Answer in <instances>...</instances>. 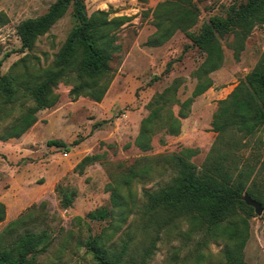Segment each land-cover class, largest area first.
<instances>
[{
    "label": "rangeland",
    "instance_id": "374dc122",
    "mask_svg": "<svg viewBox=\"0 0 264 264\" xmlns=\"http://www.w3.org/2000/svg\"><path fill=\"white\" fill-rule=\"evenodd\" d=\"M54 1L0 0V75L25 54L20 49L17 27L44 14ZM83 1L88 15L105 11L109 18H130L116 33L120 51L110 63L112 82L99 103L84 96L72 99L69 95L72 86L59 84L53 89L57 102L52 108L38 111L36 123L19 138L0 141V202L5 206L0 233L8 223L24 216L27 220L20 231L26 228L46 232L48 245L30 258L31 264H102L98 256L113 264L111 255L124 243L128 252L119 264H142L143 252L153 241L155 250L146 264H226L225 241L209 240L202 246L200 243L205 239L201 233L189 232L190 226L185 221H177L170 232L157 234L150 225L145 226L138 208L117 226L109 241L98 242L96 248L90 249L88 241L101 235L108 221L92 222L85 216L109 207L110 177L132 165L178 153L182 148L198 150L191 162L196 166L203 163L216 138L211 121L217 103L231 93L264 54V26L252 31L237 60L228 47L231 38L221 41L223 64L210 74L213 86L193 100L187 117L180 120L179 135L157 132L151 149L141 152L134 141L142 119L148 115V103L175 80L180 81L175 94L178 102L189 98L196 84L191 74L204 55L181 32L161 47L147 46L155 32L151 11L163 0ZM234 1L245 0L198 1V22L190 31L198 33L212 16H224ZM73 26L68 11L46 35L38 38L33 54L42 65L52 62ZM178 110V105L171 106L174 115ZM9 122L10 118L3 121L0 135ZM49 141H60L65 147L48 145ZM247 143L244 158L256 165L254 182L264 197V131ZM94 155L99 158L79 165L84 157ZM150 164L152 173L147 179H151L132 183L136 206L144 203V190L153 191L170 178L167 174L159 178L158 164ZM65 196L70 203L67 207L62 201ZM7 208L11 218L6 217ZM253 215L248 220L249 239L243 249V260L246 264H264V219L254 210Z\"/></svg>",
    "mask_w": 264,
    "mask_h": 264
},
{
    "label": "trees",
    "instance_id": "16d2710c",
    "mask_svg": "<svg viewBox=\"0 0 264 264\" xmlns=\"http://www.w3.org/2000/svg\"><path fill=\"white\" fill-rule=\"evenodd\" d=\"M198 1L201 0H163L151 11L155 32L147 41L148 47H161L181 32L204 59L191 74L196 84L184 102L179 103L175 98L180 83L175 80L148 103V115L142 119L134 141L141 152L151 149L157 132L179 135L180 120L187 117L193 100L213 86L210 74L223 64L221 41L231 38L228 47L237 60L252 31L264 26V0L234 1L224 16H212L198 33H193L190 30L196 26L200 13ZM68 11L74 26L52 62L42 65L33 54L35 44ZM129 21L126 16L109 18L105 11L88 15L83 0H55L41 16L23 21L17 27V36L25 54L0 75V126L10 118L0 141L19 138L36 123L38 111L52 108L57 102L53 89L59 84L72 86L69 91L72 99L84 96L101 102L113 79L110 63L120 51L116 33ZM174 105L179 106L176 115L171 111ZM211 127L216 138L200 166L191 162L198 150L182 148L178 153L150 158L147 163L113 174L107 186L109 207L98 208L85 216L92 222L108 221L101 235L88 241L87 246L94 249L98 242L109 241L117 226L138 208L145 226L150 225L157 234L170 232L177 221H185L190 226L189 232L201 233L205 239L200 243L202 246L209 240L226 242L223 250L226 264H246L243 249L249 239L248 220L254 215L253 209L245 204L244 195L261 204L264 219V197L254 182L258 170L243 153L248 148L247 141L264 131V54L231 93L218 101ZM48 145L65 147L60 141H49ZM98 158V155L86 156L79 165ZM152 162L158 164L159 178L166 174L170 178L153 191L144 190L145 201L136 206L132 183L147 179L152 173ZM62 201L66 202L65 207L69 206L67 196ZM4 211L5 206L0 202V222L4 221ZM26 220L27 216L15 219L0 233V264H31L30 258L47 247L46 232L36 233L26 228L20 231ZM154 250L153 241L143 252L142 264L147 263ZM127 252L128 245L124 243L111 255L113 264L123 261ZM98 258L102 264H108Z\"/></svg>",
    "mask_w": 264,
    "mask_h": 264
},
{
    "label": "water",
    "instance_id": "95a60500",
    "mask_svg": "<svg viewBox=\"0 0 264 264\" xmlns=\"http://www.w3.org/2000/svg\"><path fill=\"white\" fill-rule=\"evenodd\" d=\"M243 200L245 202L246 205L250 206L253 208L254 213L258 216H261L263 213V208L261 206L260 203H258L257 201L251 199L249 196H245L243 197Z\"/></svg>",
    "mask_w": 264,
    "mask_h": 264
},
{
    "label": "crops",
    "instance_id": "0c3cea01",
    "mask_svg": "<svg viewBox=\"0 0 264 264\" xmlns=\"http://www.w3.org/2000/svg\"><path fill=\"white\" fill-rule=\"evenodd\" d=\"M12 215H13V213H12ZM6 217H7V218H11V217H10V213H9L8 208H7V210H6Z\"/></svg>",
    "mask_w": 264,
    "mask_h": 264
},
{
    "label": "built area",
    "instance_id": "2783aa9c",
    "mask_svg": "<svg viewBox=\"0 0 264 264\" xmlns=\"http://www.w3.org/2000/svg\"><path fill=\"white\" fill-rule=\"evenodd\" d=\"M66 156H67V152L64 153V157H66Z\"/></svg>",
    "mask_w": 264,
    "mask_h": 264
}]
</instances>
